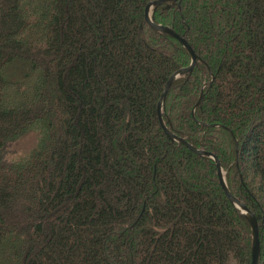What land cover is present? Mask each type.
<instances>
[{
	"label": "trees",
	"instance_id": "16d2710c",
	"mask_svg": "<svg viewBox=\"0 0 264 264\" xmlns=\"http://www.w3.org/2000/svg\"><path fill=\"white\" fill-rule=\"evenodd\" d=\"M149 1L0 0V264H250L214 160L159 124L190 57L150 29ZM151 19L200 58L166 127L217 156L264 264V0H180Z\"/></svg>",
	"mask_w": 264,
	"mask_h": 264
},
{
	"label": "water",
	"instance_id": "95a60500",
	"mask_svg": "<svg viewBox=\"0 0 264 264\" xmlns=\"http://www.w3.org/2000/svg\"><path fill=\"white\" fill-rule=\"evenodd\" d=\"M179 1L180 0H152V1H149L145 5L144 12H143L144 20L148 24V26L150 27L151 30H153L156 33L166 34L172 38H175L186 49V51L190 57L189 65L175 71L174 73H172L170 75V77L168 78L167 82L165 83L163 91L160 94L159 100L157 102L158 121H159V124L162 127L163 131L165 132V134L169 138V140L174 141L178 144H183V145L187 146L189 149H191L194 153H196L199 156L207 157V158L214 160L215 167H216V175H217L219 184H220L227 200L235 209L239 210L240 213L245 216V218L247 219V221L249 223L250 230H251L250 264H258V259L260 256V249H259L258 224H257L256 218L253 215V213H251L248 210V208L239 199H237L236 197H234L230 193L229 189L226 186L224 177H223L222 167H221V164L219 162V159L212 152L197 148V147L191 145L190 143H188L184 138H182V137L176 135L175 133H172L171 131H169L165 125V122H164V99H165V96L167 94L168 88L172 85V83L177 78H179L181 76L188 75L189 73H191V70H192V68H193V66L197 60V56L194 53L193 49L188 44V42L186 41L184 36L177 34L173 29H171V27H169L167 25H161V24L154 23L151 19V12L155 8H157L163 4H166V6H169L170 4L179 3ZM202 95H203V93L201 92L199 99L195 103L194 108L199 105L200 100L202 98Z\"/></svg>",
	"mask_w": 264,
	"mask_h": 264
},
{
	"label": "rangeland",
	"instance_id": "374dc122",
	"mask_svg": "<svg viewBox=\"0 0 264 264\" xmlns=\"http://www.w3.org/2000/svg\"><path fill=\"white\" fill-rule=\"evenodd\" d=\"M27 2V0H26ZM29 3V2H28ZM22 5H27L25 3H22ZM174 73V72H173ZM177 80V79H176ZM175 80V81H176ZM167 82V81H166ZM174 83V82H173ZM172 83V84H173ZM172 86V85H171ZM171 86L168 88V91H167V94L171 88ZM164 88V87H163ZM163 88H162V91H163ZM166 94V96H167ZM165 96V98H166ZM203 97V95H202ZM165 101V99H164ZM196 108V107H195ZM194 108V110H195ZM198 108V107H197ZM196 108V109H197ZM34 138H35V133L33 132V129L30 130V132H27V135H25L23 138H21V141L20 142H17V143H13L11 144V148L9 149V152H10V155L8 156V158H12V157H18L20 155L23 154L24 150L28 147V148H31L32 145H33V142H34ZM21 153V154H20ZM213 153V152H212ZM20 154V155H19ZM214 154V153H213ZM216 156V155H215ZM217 157V156H216ZM230 169V168H229ZM222 172H223V177H224V180H225V177H226V171L222 168Z\"/></svg>",
	"mask_w": 264,
	"mask_h": 264
},
{
	"label": "flooded vegetation",
	"instance_id": "af4514ba",
	"mask_svg": "<svg viewBox=\"0 0 264 264\" xmlns=\"http://www.w3.org/2000/svg\"><path fill=\"white\" fill-rule=\"evenodd\" d=\"M196 56H197V60H196V62H195V64H194V66H193V68H192V70H191V73H189L188 75H185V76H189V75H191L192 74V72H193V70H194V68L196 67V65L198 64V62L200 61V58H199V56L196 54ZM178 79V78H177ZM202 99V98H201ZM201 104V100H200V103H199V105ZM198 105V106H199ZM198 106H196V108L198 107Z\"/></svg>",
	"mask_w": 264,
	"mask_h": 264
}]
</instances>
